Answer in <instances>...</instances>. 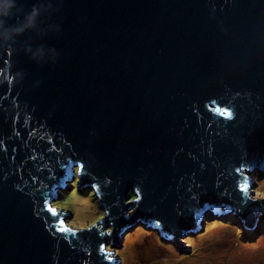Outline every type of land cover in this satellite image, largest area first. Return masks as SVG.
<instances>
[{
    "label": "water",
    "instance_id": "1",
    "mask_svg": "<svg viewBox=\"0 0 264 264\" xmlns=\"http://www.w3.org/2000/svg\"><path fill=\"white\" fill-rule=\"evenodd\" d=\"M52 2L59 32L17 39L54 64L0 47V264H117L105 247L139 219L187 249L178 235L210 209L252 231L264 0ZM74 174L104 214L82 229L51 205Z\"/></svg>",
    "mask_w": 264,
    "mask_h": 264
},
{
    "label": "rangeland",
    "instance_id": "2",
    "mask_svg": "<svg viewBox=\"0 0 264 264\" xmlns=\"http://www.w3.org/2000/svg\"><path fill=\"white\" fill-rule=\"evenodd\" d=\"M251 179L245 190L251 199H259L262 205L253 230L245 233L243 224L236 213L206 210L198 229L182 230L178 235L183 242L180 249L170 238L158 234L152 226L142 228L143 222L134 220L120 232L116 243L105 247L113 250L112 259L117 264H264V167H255L247 173ZM68 181L67 189L57 191L52 204L68 213L64 224L73 229H82L104 216L97 206L92 190L88 187L74 190L75 174Z\"/></svg>",
    "mask_w": 264,
    "mask_h": 264
},
{
    "label": "clouds",
    "instance_id": "3",
    "mask_svg": "<svg viewBox=\"0 0 264 264\" xmlns=\"http://www.w3.org/2000/svg\"><path fill=\"white\" fill-rule=\"evenodd\" d=\"M55 11L58 9L53 7L52 0H37L27 11L18 4V0H0V47H15L19 44L31 60L38 64L49 61L54 64L58 55L54 48H46L43 44L32 47L30 40L18 41L17 38L26 32L34 33L37 39L59 32V27L49 22ZM13 20L14 23H9ZM49 52L53 54L50 58L47 55Z\"/></svg>",
    "mask_w": 264,
    "mask_h": 264
},
{
    "label": "snow or ice",
    "instance_id": "4",
    "mask_svg": "<svg viewBox=\"0 0 264 264\" xmlns=\"http://www.w3.org/2000/svg\"><path fill=\"white\" fill-rule=\"evenodd\" d=\"M224 115L228 116V115H231V113L225 112Z\"/></svg>",
    "mask_w": 264,
    "mask_h": 264
},
{
    "label": "trees",
    "instance_id": "5",
    "mask_svg": "<svg viewBox=\"0 0 264 264\" xmlns=\"http://www.w3.org/2000/svg\"><path fill=\"white\" fill-rule=\"evenodd\" d=\"M141 227H142V228H144L145 226H144V225H142Z\"/></svg>",
    "mask_w": 264,
    "mask_h": 264
}]
</instances>
